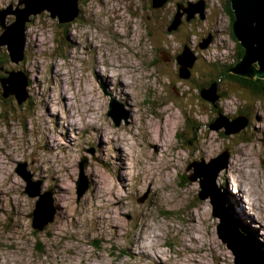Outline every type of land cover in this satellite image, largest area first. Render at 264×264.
Returning a JSON list of instances; mask_svg holds the SVG:
<instances>
[{"label": "clouds", "instance_id": "1", "mask_svg": "<svg viewBox=\"0 0 264 264\" xmlns=\"http://www.w3.org/2000/svg\"><path fill=\"white\" fill-rule=\"evenodd\" d=\"M153 2L77 0L80 19L68 25L67 41L60 19L53 22L48 9L35 17L27 14L23 27L27 52L21 53L27 95L19 103L16 99L0 101L2 190L13 205L19 204L15 214L8 212L10 219L0 222V264H161L162 240L172 249L168 264H184L187 253L193 251L207 264L213 258L217 264H225V246H202L201 223L211 238L221 219L213 215L212 197L201 198L205 177L190 180L197 170L189 165H209L226 150L215 185L239 201L264 249V98L252 96L216 74L211 77L216 88H205L212 103L202 100L199 85L203 81L193 64L203 68L204 64L234 62L228 18L221 26L217 13L210 51H201L194 47L201 26L193 31L190 23H182L183 14L190 5L203 4L202 12H187L197 20L201 13L207 18L211 0H166L163 8L157 7L159 26L155 19L144 22L146 16H153ZM175 4L183 7L178 25H172L174 30L180 29L174 40L167 22L175 14ZM5 8L7 12L2 11ZM25 12L21 0H0V38L17 25L18 14ZM137 21H141L140 27ZM29 22L32 26H26ZM185 43L194 60L182 64L177 57L183 56ZM6 52L0 44V53ZM182 68L195 84L180 79ZM248 74L255 75V68L250 67ZM113 99L126 113L118 124L109 114ZM217 113L227 119L221 128L233 127L241 117L247 123L239 125V135L222 142L223 149L217 144L213 152L207 145L213 137L210 125L218 122ZM17 163L25 165L23 172L32 183L43 181L42 192L51 181L52 207L57 216L67 219L66 228H45V235L51 236L44 241L43 253L32 246L41 237L25 219L31 209L23 206L26 197ZM82 173L87 188L81 190L75 216H67V209L57 208L64 203L58 192L70 181L80 182ZM142 197L145 202L137 204ZM35 203L31 201L32 207ZM115 207L121 213L131 212L127 236H121ZM169 212V222L156 229L165 220L162 213ZM173 217L179 222L173 223ZM40 227L44 226L39 223ZM94 235L101 246L92 250L89 245ZM105 244L112 247L106 249ZM125 249L130 254L122 255Z\"/></svg>", "mask_w": 264, "mask_h": 264}, {"label": "rangeland", "instance_id": "2", "mask_svg": "<svg viewBox=\"0 0 264 264\" xmlns=\"http://www.w3.org/2000/svg\"><path fill=\"white\" fill-rule=\"evenodd\" d=\"M85 2L87 3V0H85ZM217 4L220 5L219 8L216 7ZM154 5H155V2H153L152 5H151V10L153 12V16L151 18L146 16L144 18V22H149L150 23V21L152 19H155L157 21L158 26H159L160 13H159V10L157 8H154ZM22 6H23V8H25L24 4ZM174 6H175L176 11H175V14L172 16L171 21L167 22L168 23V30L172 26L173 21L175 20V17L181 11L180 7H183L180 4H175ZM9 7H11V5H9ZM163 7H161V8H163ZM229 7H230L229 0H211V7H210L211 15L209 17H207V18L204 17L203 18V15L199 14V19L198 20L196 18H193V19L189 20V16L188 15H185V17L183 18V23H190L193 26V31L196 30V26L197 25L201 26L200 27V31H199L198 36H197V41L194 44V47L199 48L201 51H210L211 43H210V45L208 43L209 46L207 48H205V49H203L202 45H205V42L209 41V38L213 37V35H214V33L211 31V28L217 22V13H219L218 23L221 26H224L225 17H227L228 21H229V23L226 26V28H227V32H228V39L232 42L231 43V47H232V50L235 52V56L232 57V53L231 52H229L228 55H229V57H232L234 62L231 63V64H224V65H221L219 63H214V64H211V65L204 64L203 68H197L196 65L194 67V70L200 71L201 78H202V81H203V83H201L199 85L200 86V96H201L202 100H204L202 98V95H201L202 89L204 87L205 88L208 87V84H210V81L213 80V79H211V77H213L216 74L223 75L228 81L234 82L239 87L245 89L246 93L251 94L252 96H259V95L255 94V92L252 91L250 88L244 86V85H247V84H244L242 81H240V80H238L236 78L229 79V78H227V74H225V70L226 69H229L231 71L233 69V67L235 65H237V62H238V55L237 54L240 53L241 48H242L241 43L236 39V37L234 35V31H233V27H234L233 23L234 22L232 20V16H231L232 14H230V8ZM2 11H8V9L5 8V9H2ZM33 17H35V16H33ZM50 19L53 22L57 20V19H53L52 18L51 13H50ZM79 19H80V17L77 20H75L74 22L69 23V24L76 23ZM69 24L62 25L63 28H64V40L65 41H67V39H68V25ZM140 24H141V21H137V26L138 27H140ZM27 26H32L31 22ZM179 30L180 29H178V30H176L174 32H169L170 34H172L174 40L176 39L175 33L178 32ZM141 33L143 34V29H141ZM5 47L7 48V52L6 53H0V87H3L2 79L9 77V75H8L9 72H13V71H17V72L23 73L25 75V79L27 81L25 71L23 70L24 60L21 61L20 63H15V62L11 61V58H10L9 52H8V46H5ZM187 47H188V45H187V43H185L184 44V50ZM24 52L25 53L27 52L26 48H25ZM182 54L183 53H181V55ZM177 60L179 62V56L177 57ZM5 64H8L9 67L8 68H4L3 65H5ZM35 71L38 72L39 71V67H37L35 69ZM205 78H207V79H205ZM180 79L183 82H185V83H193V84L196 83L192 79L185 80V79H183L181 77H180ZM27 83H28V81H27ZM102 87H104L103 84H102ZM249 87H251V86H249ZM4 94H5V90H4ZM262 98H264V96ZM11 99H16V101H17L16 97H11V98L8 97V98L5 99L4 95L0 96V101H2L4 103H10ZM204 101H206V100H204ZM206 102H209V101H206ZM17 103H18V101H17ZM209 103H211V102H209ZM112 105H114L116 107V109H117V111L119 113V117L121 115H126V113H123L122 105L118 104L114 99L112 101L111 106ZM213 107H215V104H213ZM217 116L219 118L220 114L217 113ZM210 130L213 132V137H212V140L210 141V143L207 146L209 147L210 151H213V152L216 151V145L217 144H219L221 149H223V143H222L223 141H227L230 136L239 135V134H232L230 136H226L225 135L226 129H221L219 131L213 130L211 128V125H210ZM61 139H65V138L62 136ZM65 143H67V140H65ZM226 153H227V150H226L225 153L223 151H220L219 155L216 156L215 159H218L222 154H226ZM88 155L89 156L92 155V150L91 149L88 150ZM3 158H4L3 157V152L0 151V163L3 162ZM82 159H83V157H81V162H82ZM198 164L199 165L203 164V162H193V164L189 165V168L195 167L196 170H198V167H197ZM24 167H25V165H23V164L19 166V163H17L15 165V168L17 169L18 173L20 171L23 172V168ZM102 167L103 166H101V168ZM195 175H196V173L192 177H189V179L192 180V178ZM102 178H104V177H102ZM19 179L23 180L24 196L26 197V200H25L23 206L25 208H30L31 209V211L28 212V214L25 217V219L29 221V223L31 225V228L34 230V232L41 237L40 240H34L33 243H32V246H33L35 251L43 253V252H45V243H44V241L48 240V238L51 236V233H48L47 235H45V230L44 231H39L38 229L35 228V225H34L35 224L34 223V221H35L34 213L36 212V210L38 208L37 204L40 201V197H31L29 195V192L30 191H32V192L40 191L43 195H47L48 197L49 196L51 197V191L53 190L52 189V185H51V181H49L47 191H43L42 192L41 185H42L43 181L38 180L35 183H32V181H31V183H30L27 179L24 180L23 177H20ZM184 179L187 180L188 178L185 177ZM2 185H3V180H2V178H0V222H3L5 220L10 219V217L8 216V212H12V213L15 214L16 213V209L19 206V204H17V205H13L12 204L11 200L8 199L7 194L2 190ZM82 188L83 189L87 188V181L83 177V173L81 174V181L80 182L70 181L67 187H65L64 189H62V190H60L58 192V199L63 201L64 203L57 205V208L67 209V216H75L77 207L79 206L80 201H81L80 193H81V189ZM216 191H217V196L219 197V199L221 200V203L224 206L225 213H227V216H228V218L230 220V223L233 225V227L236 230L235 232L239 236L242 237L243 236L241 234V233H243L242 230H245L248 233V235L243 233L246 236V237L243 236V237L246 238L245 240H247L249 243H251V245L257 251H259L260 254H262L264 256V252L260 250L261 246L258 244V241L256 239V234H255L254 230L251 229V227H250V225L248 223V219L245 218V216L243 214L239 213L240 212L239 211L240 208L238 206H236L237 202H239V201H236L234 196L228 191H225L224 193H221L220 190L217 187H216ZM147 194L148 193L145 192V194H144L145 197L147 196ZM230 198H232V201H230ZM113 199L115 200V197ZM33 200H35V202H36L34 207H32V205H31V201H33ZM234 201H235V203H233ZM143 202H145L143 197L136 201L137 204H141ZM131 204H132V202L129 201V205L130 206H131ZM233 209L236 211V213L234 212ZM56 211H57V209L53 208L52 214L54 213L53 214L54 218H53V221L51 223L49 222L48 226L55 225L57 228H60V229L68 227V223H67L66 217L65 216H57L56 215ZM114 212H115L114 218L116 219V221H117V223L119 225L121 236H127L129 234V226H130V224L132 222L131 212L121 213L119 207H115L114 208ZM213 212H214V210H213ZM162 215L165 217V220H163L160 224L155 225L154 227L156 229H161L162 225L167 224L169 222L167 218L169 216H171L172 213H170V212L169 213H162ZM172 222L173 223L179 222L178 217H173L172 218ZM207 231L208 230H207L206 226L202 222L201 223V227H200L202 246L215 245L217 248H219L222 245L225 246L226 247V252L224 253V262H225V264H236V259L237 258L235 256V254L228 248V246L226 244H224L223 241L220 239L219 234H218V228H217L216 234L213 237H211V238L208 237ZM239 231L241 233H239ZM159 244H160L159 256H160L161 264H168V259L172 255V249H171V247L168 245V243L166 241L162 240V241L159 242ZM100 246H101V240L94 235L93 236V243L91 245H89V247L92 250H95V248H98ZM49 247H51V242H49ZM104 247L106 249H108V248H111L112 246H111V244H105ZM192 247L195 248L196 247L195 244H192ZM107 254L109 256L112 255V253L110 251ZM121 254L122 255L130 254V249H125L124 252L121 253ZM187 256H188V259L184 261V264H207V260L206 259H204V258H199L198 259V256H199L198 251H193L191 253H187ZM135 258H136V255L132 254V259H135ZM212 264H217V261H216L215 258H213Z\"/></svg>", "mask_w": 264, "mask_h": 264}, {"label": "water", "instance_id": "3", "mask_svg": "<svg viewBox=\"0 0 264 264\" xmlns=\"http://www.w3.org/2000/svg\"><path fill=\"white\" fill-rule=\"evenodd\" d=\"M25 2V0H24ZM24 10L25 13H19L16 17L17 25H14L12 29H9L5 32L4 36L0 38V44L8 46L9 56L11 61L15 63H20L24 59L21 57L22 51H25L23 47V27L24 20L27 19V14L32 13L35 16L36 13L42 12L44 9H48L51 13L53 19H60L61 25L69 24L74 22L80 17L77 9V0H26ZM155 2V0H154ZM166 0H156L154 8L163 7L162 5ZM203 4L199 6L190 5L189 9H186L183 18L185 15L189 16V20L195 18L192 14L189 15L187 11L194 13L199 10L202 12ZM232 7L235 12V22H234V35L236 39L241 43L242 48L245 50L246 54L241 62L233 67L231 72L239 77L251 79V80H264V76L260 75L261 72H264V0H232ZM182 7H180V10ZM7 12V11H4ZM202 14V13H201ZM181 11L175 17L173 21V27H176L179 23V16ZM203 15V14H202ZM205 16L203 15V18ZM177 18V21H176ZM30 23V22H29ZM183 23V21H182ZM27 26V25H26ZM177 29H173L172 26L169 29V32H174ZM212 37L207 41L210 45ZM208 45V46H209ZM203 49L207 48L205 45H202ZM185 53V54H184ZM183 56L179 57V60L182 64L185 62H191L194 60V57L190 53L188 47L184 50ZM195 64H193V68ZM250 67H254L256 70L255 75H249ZM9 77L2 79V85L5 90L4 98H8L10 93H16L15 96L19 103V99L22 100L26 98L25 88L27 86V81L25 75L21 72L13 71L8 74ZM190 74L186 73L184 69H181L180 77L185 80H190ZM208 88V87H207ZM216 84H212L208 89H215ZM202 98L206 101L212 103L210 95L205 91V88L201 91ZM110 115L119 121V113L114 105L111 106ZM116 110V111H115ZM227 119L223 116L218 118L216 124L211 125L213 130L226 129L225 135L230 136L232 134H239L238 128L241 123L246 124L247 121L245 118L241 117L233 127L229 126L221 128L222 124H226ZM226 154H222L218 159H215L209 165L198 164V170L196 175L192 178L194 181L196 176L203 175L205 180L202 181V192L201 198H206L208 196L212 197L214 204L213 215L221 219V224L218 226V234L220 239L236 256V264H264V256L257 251L251 243L245 240L246 236L239 231L243 236H239L235 231V228L230 223V220L225 213V209L221 200L217 196L215 177L220 166H222L223 160L226 158ZM23 178L27 179L31 183V177L24 172H19ZM83 189V188H82ZM81 189V190H82ZM31 197H40V201L37 204V210L34 213L35 228L39 231H44L48 226L49 222L51 223L54 218V213L52 214V203L50 196L43 195L40 191L29 192ZM39 223L44 227H39Z\"/></svg>", "mask_w": 264, "mask_h": 264}, {"label": "trees", "instance_id": "4", "mask_svg": "<svg viewBox=\"0 0 264 264\" xmlns=\"http://www.w3.org/2000/svg\"><path fill=\"white\" fill-rule=\"evenodd\" d=\"M229 4H230V7H229L230 8V14H232L231 15L232 16V20H233V22H235V14H234V12L232 10V1L231 0H229ZM245 54H246L245 50L243 48H241L240 53L237 54L238 55L237 64L242 61V59L244 58ZM228 71H230V70L226 69L225 70V74H228ZM9 73H11V72H9ZM231 78H233V77H231ZM234 78L242 81L244 84H247L248 86L247 85H244V86L250 88L252 91L255 92V94L259 95L260 97L264 96V80L255 81V80H251V79L248 80L246 78H239V77H234ZM214 83H215L214 80L210 81V84H208V87H210ZM249 86H251V87H249ZM242 232L244 234L248 235V233L245 230H242ZM260 250L264 252V249H262L261 247H260Z\"/></svg>", "mask_w": 264, "mask_h": 264}, {"label": "bare ground", "instance_id": "5", "mask_svg": "<svg viewBox=\"0 0 264 264\" xmlns=\"http://www.w3.org/2000/svg\"><path fill=\"white\" fill-rule=\"evenodd\" d=\"M232 1V0H231ZM24 0H22L21 1V4L23 5L24 3ZM25 5V4H24ZM232 10H233V7H232ZM233 12H234V10H233ZM234 14H235V12H234ZM235 198V197H234ZM233 198V199H234ZM229 199V198H228ZM236 199V198H235ZM230 201H232V198H230ZM237 201V200H236ZM233 203H235V201L233 202ZM236 206H238L239 208H240V204H239V202H237V204H236ZM237 208V207H236ZM234 210V209H233ZM237 210V209H236ZM238 211V210H237ZM240 211V212H239ZM238 212L239 213H241V214H243L244 216H245V218H247V219H249L244 213H243V211L240 209ZM234 212L236 213V211L234 210Z\"/></svg>", "mask_w": 264, "mask_h": 264}, {"label": "flooded vegetation", "instance_id": "6", "mask_svg": "<svg viewBox=\"0 0 264 264\" xmlns=\"http://www.w3.org/2000/svg\"><path fill=\"white\" fill-rule=\"evenodd\" d=\"M231 77L234 78V77H239V76L233 74L231 71H228L227 78H229V79H233V78H231ZM239 78H242V77H239Z\"/></svg>", "mask_w": 264, "mask_h": 264}]
</instances>
